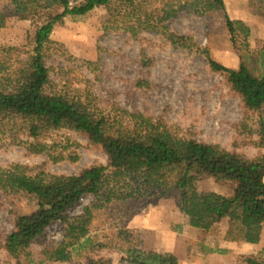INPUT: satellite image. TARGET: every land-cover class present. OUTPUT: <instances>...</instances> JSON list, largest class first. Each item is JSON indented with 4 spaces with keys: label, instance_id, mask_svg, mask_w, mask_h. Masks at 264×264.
<instances>
[{
    "label": "rangeland",
    "instance_id": "374dc122",
    "mask_svg": "<svg viewBox=\"0 0 264 264\" xmlns=\"http://www.w3.org/2000/svg\"><path fill=\"white\" fill-rule=\"evenodd\" d=\"M231 20L250 29L234 46L224 12L217 6L200 13L182 14L170 24L173 31L193 38L197 46L215 61L238 69L242 63L260 73L256 58L264 46V19L257 16L248 0H225ZM109 15L103 8L81 18H67L56 26L45 63L49 70L48 93L88 103L96 111L116 115L120 108L160 118L180 137L217 145L249 159L264 155L256 131L258 115L244 111L240 99L223 76L210 70L205 54L176 49L154 33L135 38L106 27ZM34 28L27 20L11 17L0 32V66L12 67L25 61L33 50ZM264 117V111L262 112ZM34 145H44L36 152ZM22 165L29 173L78 175L86 168L106 166L108 158L100 147L75 131L51 130L38 139L25 130L4 124L0 127V167ZM200 192L233 194L234 186L213 178L197 183ZM119 199L108 201L107 190L86 197L71 211L72 216L92 208L89 233L96 246L74 250L66 259L45 261L43 248L58 243L65 226L56 223L44 238L27 249V256L15 260L3 249L15 220L38 209V200L24 193L0 190V264H131L120 250L157 252L175 257L180 264H244L243 255L264 259V228L258 244L224 248L227 222L208 232L192 228L180 212V192L174 187L144 185L128 178L116 189ZM92 205H95L94 208ZM99 245V246H97Z\"/></svg>",
    "mask_w": 264,
    "mask_h": 264
},
{
    "label": "trees",
    "instance_id": "16d2710c",
    "mask_svg": "<svg viewBox=\"0 0 264 264\" xmlns=\"http://www.w3.org/2000/svg\"><path fill=\"white\" fill-rule=\"evenodd\" d=\"M248 1L264 19V0ZM212 6L224 12L234 46L240 36L244 41L249 38V27L228 16L225 0H0V32L11 17L30 21L34 28L31 55L11 68L0 66V127L13 124L34 140L51 130L66 128L84 135L108 158L106 166H93L69 176L31 174L18 164L0 167V190L38 200V209L19 216L3 242L11 258L27 256V249L56 223L65 226L62 239L43 248L41 262L66 259L74 250L96 246L89 237L92 208H85L79 216L70 213L86 197H97L104 190L106 200L119 199L116 189L128 178L142 179L147 186L177 189L179 210L192 228L208 232L226 221L224 241L259 243L264 228V155L249 159L217 145L180 137L160 118L120 108L112 116L81 100L47 91L50 77L45 56L55 27L67 18L85 17L103 8L109 15L107 30L123 31L135 38L154 33L176 49L205 54L210 70L224 77L244 111L258 115L256 135L264 148V46L256 54L259 74L245 63L230 69L202 51L192 37L170 27L180 15L200 13ZM34 146L38 153L45 150L44 145ZM203 178L232 184L233 194L198 191L197 183ZM120 250L131 264H180L175 257L134 250L128 245ZM241 258L244 264H264V259L255 255ZM97 264L111 263L100 259Z\"/></svg>",
    "mask_w": 264,
    "mask_h": 264
},
{
    "label": "crops",
    "instance_id": "0c3cea01",
    "mask_svg": "<svg viewBox=\"0 0 264 264\" xmlns=\"http://www.w3.org/2000/svg\"><path fill=\"white\" fill-rule=\"evenodd\" d=\"M263 233V232H262ZM245 245V246H249V245H253V244H246V243H236V242H226L224 244V248L230 249V248H234L236 245Z\"/></svg>",
    "mask_w": 264,
    "mask_h": 264
}]
</instances>
